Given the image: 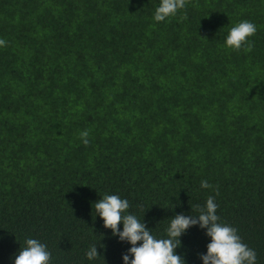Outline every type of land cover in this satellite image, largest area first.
Instances as JSON below:
<instances>
[{"label": "trees", "instance_id": "1", "mask_svg": "<svg viewBox=\"0 0 264 264\" xmlns=\"http://www.w3.org/2000/svg\"><path fill=\"white\" fill-rule=\"evenodd\" d=\"M157 3L0 0V264L25 237L51 264H122L130 245L92 211L105 194L157 237L212 196L264 264V0H186L162 22ZM240 20L251 50L226 49ZM180 240L201 264L204 230Z\"/></svg>", "mask_w": 264, "mask_h": 264}, {"label": "clouds", "instance_id": "2", "mask_svg": "<svg viewBox=\"0 0 264 264\" xmlns=\"http://www.w3.org/2000/svg\"><path fill=\"white\" fill-rule=\"evenodd\" d=\"M186 0H158L152 19L155 22L166 21L185 7ZM256 25L249 20H240L227 30L223 45L226 49L240 50L246 46L251 50L249 39L256 32ZM6 42L0 39V46ZM89 131L79 132L80 142L89 143ZM200 187L209 188L206 180L200 181ZM129 202L116 194H105L92 204L95 216L102 220V226L111 230V235L120 242L130 245L121 255L122 264H186L185 259L175 251L181 246L180 237L192 226L204 230L210 241L206 251L198 254L201 264H256L255 250L244 244L236 228L220 222L216 214L217 204L208 196L203 206H192L195 214H176L164 228V236L157 237L136 214L128 212ZM122 225V228H118ZM139 242V243H137ZM97 244H91L85 257L92 261L99 257ZM12 264H51V252L47 245L34 237H25L23 247H19Z\"/></svg>", "mask_w": 264, "mask_h": 264}]
</instances>
